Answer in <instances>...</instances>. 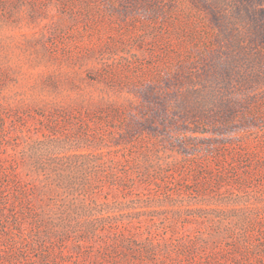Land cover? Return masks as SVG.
Returning <instances> with one entry per match:
<instances>
[{"label": "rangeland", "instance_id": "obj_1", "mask_svg": "<svg viewBox=\"0 0 264 264\" xmlns=\"http://www.w3.org/2000/svg\"><path fill=\"white\" fill-rule=\"evenodd\" d=\"M151 154L158 179L140 171ZM12 158L37 208L23 232L49 243L20 246L17 264L43 251L147 264L95 240L116 230L209 240L150 264H264V0H0V159Z\"/></svg>", "mask_w": 264, "mask_h": 264}, {"label": "trees", "instance_id": "obj_2", "mask_svg": "<svg viewBox=\"0 0 264 264\" xmlns=\"http://www.w3.org/2000/svg\"><path fill=\"white\" fill-rule=\"evenodd\" d=\"M250 121L258 120L259 113L251 116ZM250 119V118H248ZM249 121V122H250ZM152 154L150 155V160L147 166H141L140 171L147 178L158 179L160 174H164V166H163V157L159 154H155V159L152 158ZM8 163V164H7ZM227 177V174H223V176ZM221 180V179H220ZM153 181V180H151ZM222 181V180H221ZM133 184L137 185L138 182L133 180ZM87 186V183L81 184ZM70 188V187H69ZM82 190V189H81ZM84 190V189H83ZM31 188L27 183V180L22 171L19 169L18 161L15 158L12 160L5 161L4 159H0V249L11 248V251L0 250V264H17L25 259L24 253L21 251L20 246H25L28 243L30 249H42V247L47 248V244H49L45 238L38 237L39 240H35L34 242L27 241V235L23 232L24 222L29 217L33 220L35 214L37 212V208L32 204L31 197ZM173 194H168L166 198L171 199ZM103 221L108 220H117V216H105L102 218ZM259 222H262V230L261 233H264V217L258 218ZM114 229V227H113ZM167 232H171L172 236L176 235V230L172 227L166 230ZM150 236L145 238L144 240H139L136 236L132 234L131 230L121 231L116 230L114 233V237L110 238V240L106 241V237H109L108 232H104L102 234H96L94 232L95 240L99 237L104 239L106 244H118L116 248H113L115 253L118 251L123 254V257L130 262L133 258L137 261L147 260V264L157 262L156 258L160 252L171 253L173 251H181L185 256L191 255L194 252H203L210 249V243L207 239H202L200 237H185L183 239H159L153 236V232H149ZM144 232H142L143 234ZM245 235L243 240H239L242 243L249 244L251 243V239L254 238V233L250 235L248 232ZM3 237V238H2ZM66 237V236H65ZM57 237L58 240L56 242H65L68 238ZM90 240L88 237L79 236L77 241L73 246V250L75 252H81L86 242ZM254 242V241H253ZM257 243V242H254ZM54 245V244H52ZM262 244H253V253L256 254L259 252L260 254H256L259 256H264V247L259 248ZM49 247V246H48ZM56 247V246H54ZM52 250V251H51ZM50 253L53 251L56 252L55 249H51ZM38 251V250H37ZM256 251V252H255ZM7 252V253H6ZM6 253V254H4ZM252 253V252H251ZM255 256V257H257ZM246 258L245 256H243ZM186 258V257H185ZM66 258H50L47 254V251H43V255L39 257V261L41 264H47L45 262H55V264H59V262H64ZM79 258L77 261H80ZM37 261L34 260L32 264H36ZM164 263V262H162Z\"/></svg>", "mask_w": 264, "mask_h": 264}]
</instances>
